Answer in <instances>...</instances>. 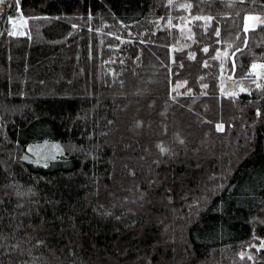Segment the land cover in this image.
Wrapping results in <instances>:
<instances>
[{"label": "trees", "instance_id": "obj_1", "mask_svg": "<svg viewBox=\"0 0 264 264\" xmlns=\"http://www.w3.org/2000/svg\"><path fill=\"white\" fill-rule=\"evenodd\" d=\"M186 1L0 4V264H264V0Z\"/></svg>", "mask_w": 264, "mask_h": 264}, {"label": "rangeland", "instance_id": "obj_2", "mask_svg": "<svg viewBox=\"0 0 264 264\" xmlns=\"http://www.w3.org/2000/svg\"><path fill=\"white\" fill-rule=\"evenodd\" d=\"M181 2V0H179ZM187 2L186 0H182L183 8L186 10V21L181 23L179 28L186 29L187 31H194V24L197 20H201L203 22L205 18L200 17L201 19H196V17L192 16L191 13V5ZM260 17L261 19H264V14H249L245 18V29L248 30H253L257 28L259 25H262L259 23V21L254 20V19H249V17ZM18 27V26H16ZM208 50V49H207ZM229 57V52L227 50L224 51H219L217 52V56L215 59L219 61L218 69L219 66L221 65L220 68V75L218 74V79L221 81V85L223 84V87H221V91L227 95L231 96H237L241 92H244L245 89L242 86H238L237 82L235 80H232V78H229L226 72H228V68L226 66V62ZM253 73H255L256 76L259 78L261 77L259 75L260 70L258 67L253 68ZM186 84H183L180 89H182ZM243 89V91H242ZM30 149L27 154V159L30 160L32 163L36 165H41L46 168H51L56 165L58 162V159L63 155V147L61 144H59L56 141H47V142H40L36 144H32L29 146ZM243 255V254H242Z\"/></svg>", "mask_w": 264, "mask_h": 264}, {"label": "snow or ice", "instance_id": "obj_3", "mask_svg": "<svg viewBox=\"0 0 264 264\" xmlns=\"http://www.w3.org/2000/svg\"><path fill=\"white\" fill-rule=\"evenodd\" d=\"M2 3H4V0H0V4H2ZM17 3H18V0H17ZM9 19H11V17ZM196 19H201V18L196 17ZM208 19H211V18L209 17ZM249 19L257 20V21H259L260 24L264 25V19H261L260 17H251L250 16ZM12 34L14 35L15 33H12ZM215 34L219 35L218 31ZM204 51H207V49H204ZM256 67H258V66L255 64L252 65V68H256ZM259 67L264 68V65H260ZM257 86L259 87V85H257ZM205 87H206V85H205ZM242 91H243V89H242ZM217 127L219 128L221 126H217Z\"/></svg>", "mask_w": 264, "mask_h": 264}, {"label": "water", "instance_id": "obj_4", "mask_svg": "<svg viewBox=\"0 0 264 264\" xmlns=\"http://www.w3.org/2000/svg\"><path fill=\"white\" fill-rule=\"evenodd\" d=\"M18 32H19V28L18 27H15L14 28V32H13V33H15L14 36H17L18 35Z\"/></svg>", "mask_w": 264, "mask_h": 264}]
</instances>
